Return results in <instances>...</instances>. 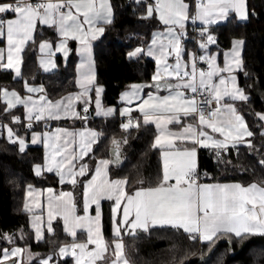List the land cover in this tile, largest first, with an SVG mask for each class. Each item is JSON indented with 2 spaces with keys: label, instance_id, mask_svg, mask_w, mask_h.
Segmentation results:
<instances>
[{
  "label": "snow or ice",
  "instance_id": "obj_1",
  "mask_svg": "<svg viewBox=\"0 0 264 264\" xmlns=\"http://www.w3.org/2000/svg\"><path fill=\"white\" fill-rule=\"evenodd\" d=\"M130 8L154 30L147 42L140 33L130 34L139 42L129 46L126 57L135 63L151 58L156 67L149 81L130 84L120 94L121 106L113 107L102 101L104 87L97 83L93 55L95 42L116 18L112 0H0V73L20 85L0 82V139L21 156L39 145L42 156L32 163L34 176L52 174L60 186H71L25 185L22 210L30 231L0 230V264H133L124 237L135 239L154 229L174 230L190 242L170 264H223V254L217 258L214 251L220 240L231 252L233 241L264 238V179L219 182L201 169L198 158L205 149L217 166L245 173L251 167L239 164L245 151L264 171V111L250 108L253 85L248 81L254 74L245 64V40L234 37L221 50L218 36L221 26L242 25L255 15L248 0H131ZM49 29L52 38L44 36ZM34 50L40 53V68L51 74L59 67L57 53L67 61L74 50L79 91L50 99L43 83L35 77L30 82L22 67ZM245 106L259 122L254 124L260 143L252 139L257 133ZM116 116L122 135L111 136L108 157L93 167L89 162L95 156L89 153L105 138L103 130L51 128L53 121L87 125L90 119ZM147 125L155 127L151 147L160 167L154 180L146 185L140 179L132 187L127 176L111 173L127 159L123 145L130 130ZM104 201L110 202L107 238ZM60 231L70 239H60ZM33 240L49 250L32 251ZM197 245L199 250H193Z\"/></svg>",
  "mask_w": 264,
  "mask_h": 264
},
{
  "label": "trees",
  "instance_id": "obj_2",
  "mask_svg": "<svg viewBox=\"0 0 264 264\" xmlns=\"http://www.w3.org/2000/svg\"><path fill=\"white\" fill-rule=\"evenodd\" d=\"M116 6V18L113 25L106 28L104 37H101L94 44V59L98 84L104 87V104L119 107L120 94L132 83L147 82L155 71V63L145 58L139 63L131 62L126 57L129 46L139 41L130 34L140 33L148 41V33L152 25L147 21H140L132 14L130 4L126 0H112ZM250 16L248 22L238 25L236 23L223 25L218 30L221 50L230 45V40L234 37H242L245 40L244 57L245 64L250 73L254 74V80L248 81L253 86L248 89L251 97V110L264 111V0H248ZM52 30L44 32V36L53 37ZM0 46L2 42H0ZM191 47V43H189ZM59 67L55 74L44 73L38 63V50L28 53L26 67L23 73L31 82L35 77L36 83H43L50 99H58L67 94L77 91L76 79V57L72 55L67 64L64 65L58 57ZM0 82L6 83L9 87L20 85L8 80L0 73ZM241 84L245 83L243 75H240ZM2 103V102H0ZM250 127L257 133L254 142L260 143L259 129L255 123H259L252 115L247 106L243 107ZM91 125L97 130H103L105 138L99 141L91 156L94 163L100 158H107L111 147L108 142L112 135L117 138L122 135L119 128L121 120L118 117L110 118L108 121L102 119L90 120ZM62 124L70 125L64 122ZM74 125H79L75 123ZM54 123H51V128ZM132 135L128 137V143L123 145L127 159L120 168L113 170L111 175H125L128 177L132 187L137 186V181L143 179L145 184L154 180L160 167V157L156 149L151 147L154 139L155 129L152 126H144L139 130H130ZM42 156L41 147H30L26 155H18L14 147L4 139H0V230L10 231L23 227L30 231L29 216L22 210L25 197V185L32 183L39 188L53 187L56 189L71 190L70 185L60 186L57 179L52 174H47L46 178L34 176L31 166L33 161H39ZM199 163L202 170L207 171L211 177L219 182L247 183L251 181L259 182L264 179V171L255 166L251 156L242 151L239 157V164L249 166L245 173L233 171L231 167L225 169L217 166L213 156L208 150L199 151ZM89 159V158H88ZM233 163H236L235 158ZM11 180L12 182H9ZM79 198V187L76 193ZM109 205L104 204V231L106 238L110 236ZM56 223V222H55ZM54 223V224H55ZM62 227V226H61ZM60 239H70L60 231ZM126 252L133 264H170L173 255L179 254L186 248H190V242L181 233L171 229H154L150 234H141L135 239L125 237ZM220 241H223L220 240ZM219 241V242H220ZM34 252L46 253L49 246L43 242H31ZM197 245L196 249L199 250ZM233 251L228 252V244L225 242L216 250V257L223 254V264H264V238L254 236L240 243L233 241ZM255 258V259H254Z\"/></svg>",
  "mask_w": 264,
  "mask_h": 264
},
{
  "label": "crops",
  "instance_id": "obj_3",
  "mask_svg": "<svg viewBox=\"0 0 264 264\" xmlns=\"http://www.w3.org/2000/svg\"><path fill=\"white\" fill-rule=\"evenodd\" d=\"M50 30V29H49ZM46 38H48V36H45ZM97 42V41H96ZM95 42V43H96ZM72 45H74L73 47H72ZM69 46L71 47V48H75V42H69ZM190 47V46H189ZM39 55H40V53L38 52V57H39ZM72 55H75V57H76V66H77V64L79 63V56L76 54V52L73 50L72 52H70V54H69V56H68V58H67V61H65L64 60V58H63V56H62V54H60V53H57V60H58V57H60L61 58V60L63 61V63H64V65L65 64H67V62H68V60L71 58V56ZM93 55H94V51H93ZM148 59H150V60H152L151 58H148ZM153 61V60H152ZM154 62V61H153ZM220 62H222V56L220 57ZM39 63V62H38ZM155 63V62H154ZM156 66V65H155ZM42 70V69H41ZM43 71V70H42ZM22 72H23V67H22ZM95 72H96V65H95ZM96 77H97V74H96ZM98 83V82H97ZM77 91H79V89L77 88ZM77 91H75V92H77ZM75 92H73V93H75ZM68 95V94H67ZM67 95H65V96H67ZM103 96H104V92H103V94H102V101H103ZM103 103H104V101H103ZM120 103H121V101H120ZM121 106V105H120ZM119 106V107H120ZM113 107H116V106H113ZM133 115L135 116V115H137V113L136 112H133ZM116 117H118L120 120H121V118L119 117V116H116ZM96 119H101V118H96ZM90 120H93V119H90ZM90 120L88 121V123H87V125L85 126L84 124H82L80 121H73V120H67V121H60V122H56V121H53V122H51V123H54V126L52 127V129H54L55 127H68L69 129H72V130H76V129H81V128H85V127H87V128H94L92 125H91V122H90ZM64 122H68V123H71L70 125H66V124H62V123H64ZM75 123H79V125H74ZM147 126H152V127H154V125H147ZM95 129V128H94ZM154 129H155V127H154ZM99 142V141H98ZM95 146L96 145H94L93 146V150H94V148H95ZM31 147H40L39 145H35V146H31ZM202 150V149H201ZM93 153V152H92ZM92 153H89V157H91V155H92ZM89 157H85L84 159L87 161V160H89L88 158ZM98 161V160H97ZM96 161V162H97ZM96 162H94V163H92V162H89V166L90 167H93L94 165H95V163ZM36 187V186H35ZM36 188H38V189H46V188H39V187H36ZM56 189V188H55ZM57 190H59V189H57ZM46 195H47V193L45 192L44 193V196H42L41 197V204H42V208L44 209V211H45V213H46V205L44 204V198L46 197ZM107 201H104V202H102V205H103V214H104V204L106 203ZM40 211V209H37V212H39ZM56 221H53V223H55ZM125 238V237H124Z\"/></svg>",
  "mask_w": 264,
  "mask_h": 264
},
{
  "label": "water",
  "instance_id": "obj_4",
  "mask_svg": "<svg viewBox=\"0 0 264 264\" xmlns=\"http://www.w3.org/2000/svg\"><path fill=\"white\" fill-rule=\"evenodd\" d=\"M73 46L74 45H72V47ZM223 243H225V240L218 242L217 245H216V248L214 249V251H216L220 247V245L223 244Z\"/></svg>",
  "mask_w": 264,
  "mask_h": 264
},
{
  "label": "built area",
  "instance_id": "obj_5",
  "mask_svg": "<svg viewBox=\"0 0 264 264\" xmlns=\"http://www.w3.org/2000/svg\"><path fill=\"white\" fill-rule=\"evenodd\" d=\"M127 4H130L131 3V0H126ZM190 43V42H189ZM86 126V125H85Z\"/></svg>",
  "mask_w": 264,
  "mask_h": 264
}]
</instances>
